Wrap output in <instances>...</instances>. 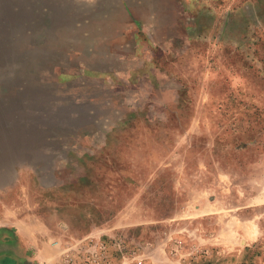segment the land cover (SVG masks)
I'll list each match as a JSON object with an SVG mask.
<instances>
[{
    "label": "rangeland",
    "instance_id": "1",
    "mask_svg": "<svg viewBox=\"0 0 264 264\" xmlns=\"http://www.w3.org/2000/svg\"><path fill=\"white\" fill-rule=\"evenodd\" d=\"M66 255L264 264V0H0V264Z\"/></svg>",
    "mask_w": 264,
    "mask_h": 264
},
{
    "label": "built area",
    "instance_id": "2",
    "mask_svg": "<svg viewBox=\"0 0 264 264\" xmlns=\"http://www.w3.org/2000/svg\"><path fill=\"white\" fill-rule=\"evenodd\" d=\"M106 246L103 245V249ZM50 264H130V262L126 261H118V260H89L88 258L76 259L71 256H62L57 260H52ZM131 264H143L141 262L131 263Z\"/></svg>",
    "mask_w": 264,
    "mask_h": 264
},
{
    "label": "crops",
    "instance_id": "3",
    "mask_svg": "<svg viewBox=\"0 0 264 264\" xmlns=\"http://www.w3.org/2000/svg\"><path fill=\"white\" fill-rule=\"evenodd\" d=\"M56 247V246H55ZM54 249V251H57L58 250V248H53ZM39 264H42V262H39V261H41V260H36Z\"/></svg>",
    "mask_w": 264,
    "mask_h": 264
}]
</instances>
